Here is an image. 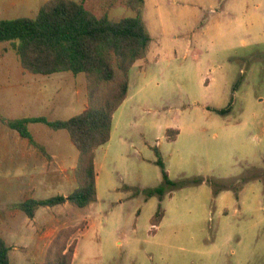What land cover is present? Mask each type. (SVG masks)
I'll return each instance as SVG.
<instances>
[{"label": "rangeland", "instance_id": "374dc122", "mask_svg": "<svg viewBox=\"0 0 264 264\" xmlns=\"http://www.w3.org/2000/svg\"><path fill=\"white\" fill-rule=\"evenodd\" d=\"M37 2L0 0V21L35 17ZM83 6L114 21L134 16L123 0ZM141 17L151 42L95 151L96 202L37 209L33 224L18 205L70 194L77 151L64 131L30 125L48 160L6 122L80 114L85 81L28 74L0 44V238L11 264L37 262L27 250L42 229L82 222L72 264H264V0H143Z\"/></svg>", "mask_w": 264, "mask_h": 264}, {"label": "trees", "instance_id": "16d2710c", "mask_svg": "<svg viewBox=\"0 0 264 264\" xmlns=\"http://www.w3.org/2000/svg\"><path fill=\"white\" fill-rule=\"evenodd\" d=\"M85 1L47 0L33 18L0 21V44H9L24 72L39 76L83 75L85 81L86 106L80 114L66 120L48 121L38 117L6 122L10 130L48 160L44 149L30 135V125L41 124L54 132L64 131L77 151L73 169L75 189L65 197L21 203L18 209L28 220L40 208L68 204L83 209L96 202L95 151L109 141L113 115L127 97L129 71L145 58L151 42L141 17L143 0H123L134 16L117 21L105 15L96 17L84 8ZM228 112L226 109L217 113ZM169 132L173 137L168 140H173L177 132ZM154 155L163 186L173 187L156 149ZM162 194L163 188L159 187L148 191L146 198ZM162 217V212L157 211L151 226L158 225ZM84 227L82 222L60 230L39 264H72L76 245L72 238ZM8 253L9 248L0 238V264H10Z\"/></svg>", "mask_w": 264, "mask_h": 264}, {"label": "crops", "instance_id": "0c3cea01", "mask_svg": "<svg viewBox=\"0 0 264 264\" xmlns=\"http://www.w3.org/2000/svg\"><path fill=\"white\" fill-rule=\"evenodd\" d=\"M38 1L35 6H36V11L38 10V8L43 4L45 3L47 0H36ZM42 3V4H41ZM51 158L54 160V156L51 155ZM60 161V160H59ZM62 161H60L61 163ZM57 165V164H56ZM95 167V165H94ZM96 171V170H95ZM50 177H48L49 179ZM64 196V195H63ZM66 205V204H65ZM58 207V206H57ZM35 220H36V215L34 216V218L31 220L32 224L35 223ZM59 230V228H53V229H42L39 233L40 236L39 238H36V239H32V241L30 242V247L28 248L27 251H31L34 256L37 257V262H35L34 264H38V263H42L44 261V257H45V252H46V249L48 247V245L50 244L51 240L53 239V237L55 236L56 232ZM4 240V238H1ZM6 246L9 248V253H8V256H9V261H10V264L12 263L13 261V252L12 250L10 249L12 246L8 245L7 242L4 240ZM26 249V248H25ZM17 250V249H15ZM11 253V254H10ZM14 256H18V257H15V258H18V262L21 263V257L20 255H14ZM73 259H74V256H73ZM73 262V261H72Z\"/></svg>", "mask_w": 264, "mask_h": 264}]
</instances>
